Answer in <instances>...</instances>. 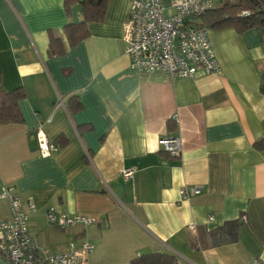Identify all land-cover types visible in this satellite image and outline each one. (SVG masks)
<instances>
[{
    "label": "crops",
    "instance_id": "obj_1",
    "mask_svg": "<svg viewBox=\"0 0 264 264\" xmlns=\"http://www.w3.org/2000/svg\"><path fill=\"white\" fill-rule=\"evenodd\" d=\"M131 1L106 0L101 19L68 46L63 27L83 20L79 3L0 0L1 84L25 92L23 120L0 124V189L12 186L24 208L34 202L28 233L40 255L88 241V264H132L149 252L173 264H264V150L254 146L264 139V35L210 26L216 72L142 74L121 38ZM52 36L63 54H49ZM72 96L78 109L67 106ZM37 129L57 147L49 155ZM164 135L179 137L177 156L157 144ZM184 186L200 192L181 198ZM49 207L90 222L61 229ZM9 217L0 199V219ZM229 221L236 239L214 244L212 231Z\"/></svg>",
    "mask_w": 264,
    "mask_h": 264
},
{
    "label": "built area",
    "instance_id": "obj_2",
    "mask_svg": "<svg viewBox=\"0 0 264 264\" xmlns=\"http://www.w3.org/2000/svg\"><path fill=\"white\" fill-rule=\"evenodd\" d=\"M222 1L225 0H170L166 6L161 0H132L121 35L130 68L142 74L163 73L170 78H194L198 71L216 72L219 64L208 28L198 26L196 21ZM36 136L41 155H49L57 149L41 130L37 129ZM157 144L171 156H177L181 150L180 139L174 135L160 136ZM132 174L131 168L121 171L124 179H130ZM199 192L198 186L179 189L181 198ZM0 199L7 201L10 211L8 219H0V258L6 264H88L85 255L93 248L88 241L81 242L78 249H72L71 241L68 251L40 255L28 233V212L34 210V202L27 200L24 208L19 194L9 185L1 187ZM46 215L61 229L90 222L82 215L57 213L53 207L47 209ZM189 229L193 230V226ZM250 264L261 262L253 259Z\"/></svg>",
    "mask_w": 264,
    "mask_h": 264
},
{
    "label": "trees",
    "instance_id": "obj_3",
    "mask_svg": "<svg viewBox=\"0 0 264 264\" xmlns=\"http://www.w3.org/2000/svg\"><path fill=\"white\" fill-rule=\"evenodd\" d=\"M106 0H63L65 8L72 3H79L83 11V20L78 23H67L63 30L68 46L78 43L87 34L86 24L89 21L101 19ZM247 12L243 15L242 12ZM197 25L209 28L210 26L233 25L238 31L249 28L257 29L264 35V0H227L221 6L203 14ZM197 19V20H198ZM66 50L61 38L52 36L49 42V54L60 55ZM25 96L24 89L19 86L11 90H5L1 84L0 75V124L19 123L23 120L19 108V100ZM67 106L70 109H78L80 104L74 97H70ZM257 149L264 150V139L254 143ZM236 221L226 222L223 226L212 231L214 244H223L236 239ZM174 257L162 252H149L136 256L132 264H173Z\"/></svg>",
    "mask_w": 264,
    "mask_h": 264
},
{
    "label": "water",
    "instance_id": "obj_4",
    "mask_svg": "<svg viewBox=\"0 0 264 264\" xmlns=\"http://www.w3.org/2000/svg\"><path fill=\"white\" fill-rule=\"evenodd\" d=\"M0 264H6L5 261H3L1 258H0Z\"/></svg>",
    "mask_w": 264,
    "mask_h": 264
},
{
    "label": "rangeland",
    "instance_id": "obj_5",
    "mask_svg": "<svg viewBox=\"0 0 264 264\" xmlns=\"http://www.w3.org/2000/svg\"><path fill=\"white\" fill-rule=\"evenodd\" d=\"M229 1H233V0H229Z\"/></svg>",
    "mask_w": 264,
    "mask_h": 264
}]
</instances>
